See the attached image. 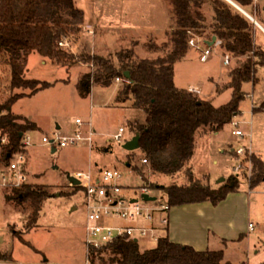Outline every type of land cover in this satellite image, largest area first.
<instances>
[{
    "label": "rangeland",
    "instance_id": "obj_1",
    "mask_svg": "<svg viewBox=\"0 0 264 264\" xmlns=\"http://www.w3.org/2000/svg\"><path fill=\"white\" fill-rule=\"evenodd\" d=\"M257 3L253 0L252 6L244 8L253 11L261 5L259 11L253 12L264 23V2ZM76 4L84 9L86 19L80 36H75L70 44L66 42L76 53L86 50L113 56L127 47H133L139 57H155L166 52L162 48H152L150 42L161 44L169 38L167 31L173 25L171 0H76ZM254 36L258 42H264V29L258 24H255ZM204 42L198 36L193 39L187 57L175 64V81L180 87L199 88L200 92L194 91L196 94L221 105L231 99L233 89L219 91L216 84L219 82V86H224L229 79L230 67L238 63L237 58L231 57V62L225 64L218 48L213 45L210 58L202 60L199 44ZM221 50L224 53V49ZM19 55L22 59L23 54ZM93 71L94 66L83 61L58 63L36 51L29 57L28 77L57 81L21 96L12 109L38 124L37 128L31 129L33 144L25 148L29 154V182L54 184L58 192L46 201L38 224L29 227L28 211L25 213L14 208L6 200V187H0V251L11 253L13 260L65 263L86 257V190L82 185L75 187L69 177L71 174L92 171L96 175L102 171L103 175L104 167H118L123 171L119 179L123 185L121 194L129 199L140 197L142 187L148 186L150 193L158 197L148 201L150 203L166 200L155 185L189 181L187 168L176 174L154 173L143 162L145 154L141 147L129 150L124 147V142L114 138L121 125L126 127L124 139L132 138L137 134L133 121H145L147 113L132 106L130 98L118 100V90L124 85L122 77H115L110 85L94 81L91 91L83 93L79 88L80 78L87 72L94 80ZM259 77L256 85L252 81L243 84L247 94L241 101L242 112L234 118L238 125L232 121L218 133L205 127L198 130L195 153L190 162L195 175L214 186H219L235 173L242 181L239 191H234L231 197L220 202L218 208H213V212L219 211L215 217L229 228L230 235L224 240L212 233L208 244L211 248L224 249L223 262L229 264H264V181L251 187L253 165L246 155L247 152H256L264 158V110H258L264 108V68L260 69ZM10 79L9 66L0 62V102L10 93ZM21 90L16 88V91ZM77 117L92 120L97 130L93 145L85 142L56 146L43 142V135L52 136L55 131L61 135L72 134L78 127ZM239 127L244 130V135L233 132ZM240 146L245 147V152L235 150ZM54 147L57 149L53 150ZM240 162L245 167L236 171L235 166ZM143 220L139 219V222L148 227H160L158 219L156 222ZM250 222L254 223L253 229L249 228ZM155 233L159 237L164 231L157 228ZM198 236L201 237L202 233ZM139 242L136 251H120L104 245L95 252L101 257L98 260L106 263L152 264L142 256L145 250L157 245L158 239L147 236Z\"/></svg>",
    "mask_w": 264,
    "mask_h": 264
},
{
    "label": "trees",
    "instance_id": "obj_2",
    "mask_svg": "<svg viewBox=\"0 0 264 264\" xmlns=\"http://www.w3.org/2000/svg\"><path fill=\"white\" fill-rule=\"evenodd\" d=\"M171 1L173 25L167 31L169 38L161 44L150 42L152 48H162L166 52L155 57H139L133 47L122 48L115 55L107 56L86 50L76 53L66 45L75 36H80L85 27V11L77 6L76 0H0V62L9 66L11 75L10 93L0 102V126L10 136L6 148H20L22 132L38 127L36 121L13 111L16 100L57 81L27 76L28 57L36 51L58 63L83 61L92 64L94 80L87 72L80 78L79 88L83 93L91 91L94 81L110 85L115 77L123 78L118 100L130 98L132 106L147 113L145 121L136 119L133 123L152 171L176 174L189 169L188 182L155 185L170 204L203 200L218 204L230 192L239 191L242 181L237 173L214 186L197 177L190 162L195 153L198 130L205 127L209 131H220L242 112L241 101L247 94L243 84L252 81L256 85L260 81L259 71L264 68V42L255 40V24L229 0ZM236 1L246 8L253 5V0ZM196 36L205 42L215 37L221 39L224 53L237 58L238 63L229 70L227 82L223 87L217 86L219 91L233 89L232 97L226 103L216 105L213 100L176 84L175 64L187 57L192 47L191 39ZM126 70L130 71L129 77L125 75ZM16 88L23 90L16 91ZM247 153V160L253 165L250 185L254 187L264 181V158L256 152ZM75 187L81 185L75 184ZM6 189V200L16 209L28 211L29 227L38 224L46 201L58 192L56 185L43 182H26ZM111 246L115 250L136 251L139 242L123 237ZM143 254V259L152 264L229 263L223 262L222 248L198 249L192 244L173 241L169 235L161 236L157 245ZM0 259L13 260L11 253L1 251Z\"/></svg>",
    "mask_w": 264,
    "mask_h": 264
},
{
    "label": "built area",
    "instance_id": "obj_3",
    "mask_svg": "<svg viewBox=\"0 0 264 264\" xmlns=\"http://www.w3.org/2000/svg\"><path fill=\"white\" fill-rule=\"evenodd\" d=\"M64 44V42H61ZM217 44H221L222 40L217 39ZM212 53V47L206 46L202 49L201 59L208 60ZM225 62H230V57H225ZM120 79V76H117ZM195 92H200L199 88H192ZM2 112L0 111V119ZM76 122L78 127L72 134L65 133L61 135L55 131L54 135L45 134L42 137L44 143H52L59 146H67L70 144H82L88 142L93 145L95 143V135L97 130L94 127L92 120H83L82 117H77ZM233 123L238 125V122L233 120ZM126 127L121 125L115 133L114 138L118 142H126L124 133ZM235 134L244 135L242 128L233 130ZM10 142L9 133L4 131L0 126V187H17L23 183L29 182L28 162L29 154L26 147L33 144L31 131H24L22 133L21 147L13 150H8L6 146ZM238 153L245 152V147L240 146L235 148ZM143 162L148 163L146 157L142 158ZM245 167L243 162L235 166L236 171L243 170ZM99 171L96 175L92 171H78L74 175L81 179V184L85 187L86 198L85 207L87 210V246H88V259L83 263H56L50 261L42 262H22L16 260H2L0 264H122L106 263L95 251L104 245L113 248L111 245L123 237H129L140 241L141 238L150 236L151 238L158 239L166 235L167 226L169 223V212L172 205L169 201L164 200L160 203H150L142 195L145 192L150 193V187L143 186L142 194L140 197L127 198L121 194L122 184L119 179L123 176V171L118 167H104L103 175ZM151 194V193H150ZM153 195V194H152ZM153 220L160 223V227L153 225L148 227L146 224L139 222ZM127 221V222H125ZM129 221V222H128ZM138 221V222H137ZM250 228L253 229L254 223H249ZM157 228L163 229L164 233L159 237L155 233ZM140 243V242H139ZM114 249V248H113ZM97 257V259H96ZM131 264H134L132 262ZM136 264V263H135ZM167 264V263H156ZM229 264V263H222Z\"/></svg>",
    "mask_w": 264,
    "mask_h": 264
},
{
    "label": "crops",
    "instance_id": "obj_4",
    "mask_svg": "<svg viewBox=\"0 0 264 264\" xmlns=\"http://www.w3.org/2000/svg\"><path fill=\"white\" fill-rule=\"evenodd\" d=\"M256 1L259 2V3H257V5L260 4L261 1L264 2V0H256ZM239 5L242 6L240 3H239ZM260 6L261 5L257 6V8H255V9L253 8V11H259L258 8L260 9ZM237 7H239V6H237ZM247 11L256 20H259L261 25L264 26V23L257 17V15L256 16L254 15V12L252 10H247ZM244 13H246V12H244ZM250 19H252V18L250 17ZM253 21L255 22V20H253ZM255 24H257V23L255 22ZM201 46H205V44L201 43ZM214 46H216V48H218V51L224 60V57L226 56V54L223 53L221 50L223 47L221 45H218V44L217 45L215 44ZM30 55H29V57H30ZM29 57H28V60H29ZM233 58H235V57H233ZM224 63H225V60H224ZM225 64H228V63H225ZM231 68L232 67H230V69ZM218 85H219V82H217L216 87ZM188 88H192V87H188ZM59 127H60V125H59ZM213 132L218 133L219 131H213ZM204 133H207V132H204ZM95 137H96V135H95ZM232 149H234V147H232ZM233 193H234V191L230 192L228 194V196L226 197V199L229 198V196L231 197ZM220 204L221 203H219L218 206H215V204L212 201L203 200V201L187 202V203H183V204L173 205L170 212H169V219L170 220H169L168 226L166 228L167 229L166 235H169V237L173 241L180 242V243L192 244L198 249L211 248V247H209L208 240H209V237L211 236L212 233L214 235L222 237L224 240L228 239L229 238L228 235H230L229 234V228L222 225L219 222V220L215 217L219 213V211L213 212L214 209H216L220 206ZM125 222H127V221H125ZM247 228H248V226H247ZM249 228H250V226H249ZM198 233H202V236L199 237ZM203 234L206 235L205 238L203 237ZM86 240H87V231H86L85 243H84L85 249H86V257L77 258L76 262H65V263H83V262L87 261V259H88V246H87ZM213 249H219V248H213Z\"/></svg>",
    "mask_w": 264,
    "mask_h": 264
},
{
    "label": "water",
    "instance_id": "obj_5",
    "mask_svg": "<svg viewBox=\"0 0 264 264\" xmlns=\"http://www.w3.org/2000/svg\"><path fill=\"white\" fill-rule=\"evenodd\" d=\"M236 5L237 6H239L240 8H241V6L240 5H238L237 3H236ZM244 12H246L253 20H255V22L257 23V24H259V22L250 14V13H248L245 9H243V8H241ZM260 26H261V24H259ZM261 27H263V26H261ZM216 41V37L212 40V41H210V44H213L214 42ZM125 75L127 76V77H129L130 76V71L129 70H126L125 71ZM124 147L125 148H127V149H129V150H133V149H137V148H139L140 147V134H135V135H133V137L132 138H130V139H128L125 143H124ZM53 150H56V148L54 147L53 148ZM129 165H130V163H129ZM70 177V180H72L73 181V183H75V184H80V182H81V180L78 178V177H76V176H74V175H70L69 176ZM223 179L225 178V177H222ZM146 200H156L157 199V196L156 195H152V194H150L149 192H145V193H143V195H142ZM133 200H136V198L135 199H133Z\"/></svg>",
    "mask_w": 264,
    "mask_h": 264
},
{
    "label": "bare ground",
    "instance_id": "obj_6",
    "mask_svg": "<svg viewBox=\"0 0 264 264\" xmlns=\"http://www.w3.org/2000/svg\"><path fill=\"white\" fill-rule=\"evenodd\" d=\"M230 2H232V3H234L235 5H236V3H238L237 1H235V0H229ZM238 5H239V3H238ZM241 8H243V9H245L243 6H241ZM246 10V9H245ZM247 11V10H246ZM248 12V11H247ZM258 22H259V24H260V21L259 20H257ZM261 26H263V25H261ZM263 28H264V26H263ZM193 39H195V37H193L192 39H191V41L193 42ZM217 40V39H216ZM204 44H205V46H211V47H213V45H217V43H216V41L213 43V44H210V42H204ZM222 44V43H221ZM221 44H218V45H221ZM199 47L201 48V54H202V49L203 48H205L204 46H201V44H199ZM212 52H213V48H212ZM201 54H200V57H201ZM212 54V53H211ZM211 56V55H210ZM226 56H229L230 57V55H228V54H226ZM225 56V57H226ZM225 57H224V60H225ZM210 58V57H209ZM230 61H231V57H230ZM226 63V62H225ZM230 63V62H229ZM228 63V64H229ZM117 78V77H116ZM120 79H121V76H120ZM192 89V88H191ZM193 91V90H192ZM28 131V130H27ZM31 131V130H30ZM24 132V131H23ZM22 132V133H23ZM56 148V147H55ZM57 149V148H56ZM71 175H74V174H71ZM70 176V175H69ZM75 176V175H74ZM77 177V176H76ZM80 179V178H79ZM81 180V179H80ZM72 181V180H71ZM75 184V183H74ZM80 185H82L81 184V182H80ZM83 186V185H82ZM158 198V197H157ZM172 205V204H171ZM173 206V205H172Z\"/></svg>",
    "mask_w": 264,
    "mask_h": 264
}]
</instances>
